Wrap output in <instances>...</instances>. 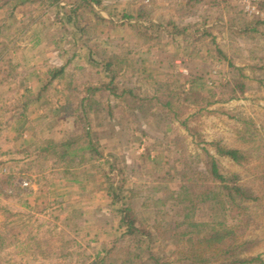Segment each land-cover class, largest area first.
I'll return each mask as SVG.
<instances>
[{
  "label": "rangeland",
  "instance_id": "rangeland-1",
  "mask_svg": "<svg viewBox=\"0 0 264 264\" xmlns=\"http://www.w3.org/2000/svg\"><path fill=\"white\" fill-rule=\"evenodd\" d=\"M16 3L0 9V227L18 240L9 249L18 264H95L115 245L134 248L142 259L160 254L189 264L178 260L174 232L236 224L225 198L204 202L187 218L170 212L168 199L183 192L187 165L207 172L212 158L222 175L238 176L258 197L243 203L241 219L246 238L256 242L249 254L264 259V17L217 0H202L188 14L186 0L149 8L133 0ZM110 61L114 90L103 89ZM179 73L186 89L195 78L205 93L241 78L247 92L176 117L182 105L171 111L163 104ZM94 89L97 103L85 104V122L61 115V107L75 108ZM83 127L92 130L101 156L69 180L62 169L40 165L41 140L63 141ZM212 143L239 150L245 161L219 156ZM105 177L119 188L120 201H113ZM122 204L152 242L143 232L125 236Z\"/></svg>",
  "mask_w": 264,
  "mask_h": 264
},
{
  "label": "trees",
  "instance_id": "trees-1",
  "mask_svg": "<svg viewBox=\"0 0 264 264\" xmlns=\"http://www.w3.org/2000/svg\"><path fill=\"white\" fill-rule=\"evenodd\" d=\"M11 1H17L14 8L24 5L28 0H0V9L8 5ZM94 1V0H93ZM202 0H186V6L183 10L187 13L196 7ZM188 11V12H187ZM149 13L141 12L138 17L147 20ZM131 18V17H128ZM113 62L106 64V70L110 74V83L103 86V89L114 90L117 72L112 68ZM63 70L56 71L52 74V80L63 74ZM184 76L179 73L174 77L172 84L168 87L166 102L164 107L173 111V105H182V110L178 108L175 116L185 114L184 110L197 106L199 109H206L214 104L226 101H232L240 98L247 92V85L241 78H233L227 81H221L217 87L218 90L211 93H205L201 78L188 80V89L186 85H181V79ZM90 91V89H88ZM99 89H94L92 97H88L79 102L75 108L68 105L61 107V115L65 117L80 118L85 122L88 117L85 104L95 105V93ZM71 99L68 101L71 103ZM217 153L221 157L230 158L236 164H242L246 157L235 149H226L218 143H212ZM37 158L42 161L43 165L51 164L52 169H62L64 177L73 176V170L79 168L95 157L101 156L97 147L94 145V136L92 130L87 127L82 128V132L77 135H71L63 141L54 139L41 140L35 148ZM36 159V160H38ZM34 162V161H33ZM109 183V194L114 202L121 200L120 190L117 186L105 177ZM184 187L183 192L178 195H172L168 200L171 201L170 212L177 217H190L194 215L201 204L209 201H218L222 198L227 200L228 208L226 212L235 225L211 227L210 229H192L185 233L174 232L172 239L175 244V252L180 262L189 264H264L261 255H251L250 251L256 245V242L246 238L248 223L242 220L245 212L244 202L256 201L258 197L238 184V176L226 178L221 174L219 166L215 159L209 163L207 172L196 170L187 165L183 175ZM79 179L73 177L70 181L77 182ZM21 192V190L19 189ZM119 212L123 214L121 219L122 225L126 228L125 236L132 237L137 233L143 232L144 238L153 241L154 235L147 232L141 226L134 210L122 204ZM144 244L146 241H139ZM18 240L5 227H0V264H18V253H9V249L17 248ZM29 260V258H27ZM45 261H43L44 264ZM95 264H172L167 257L162 255H152L147 259H142L140 254L134 248L125 245H115L105 253L98 255Z\"/></svg>",
  "mask_w": 264,
  "mask_h": 264
},
{
  "label": "built area",
  "instance_id": "built-area-1",
  "mask_svg": "<svg viewBox=\"0 0 264 264\" xmlns=\"http://www.w3.org/2000/svg\"><path fill=\"white\" fill-rule=\"evenodd\" d=\"M136 3L143 5L144 7H152L157 3L169 4L177 3L181 4L185 0H133ZM216 1V0H212ZM227 1L233 6L237 7L239 11L247 17H264V0H217Z\"/></svg>",
  "mask_w": 264,
  "mask_h": 264
}]
</instances>
